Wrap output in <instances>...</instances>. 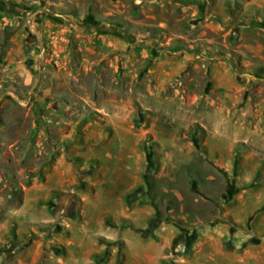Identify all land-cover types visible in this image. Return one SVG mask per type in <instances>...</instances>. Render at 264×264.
<instances>
[{"label":"rangeland","instance_id":"rangeland-1","mask_svg":"<svg viewBox=\"0 0 264 264\" xmlns=\"http://www.w3.org/2000/svg\"><path fill=\"white\" fill-rule=\"evenodd\" d=\"M0 264H264V0H0Z\"/></svg>","mask_w":264,"mask_h":264}]
</instances>
